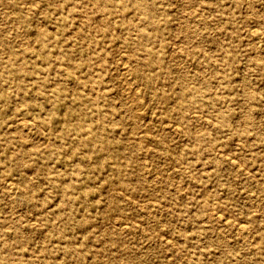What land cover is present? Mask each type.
<instances>
[{"label": "rangeland", "instance_id": "374dc122", "mask_svg": "<svg viewBox=\"0 0 264 264\" xmlns=\"http://www.w3.org/2000/svg\"><path fill=\"white\" fill-rule=\"evenodd\" d=\"M0 264H264V0H0Z\"/></svg>", "mask_w": 264, "mask_h": 264}, {"label": "bare ground", "instance_id": "6f19581e", "mask_svg": "<svg viewBox=\"0 0 264 264\" xmlns=\"http://www.w3.org/2000/svg\"><path fill=\"white\" fill-rule=\"evenodd\" d=\"M249 1H251V0H249ZM30 3V2H29ZM28 4V3H27ZM30 6H31V4H29ZM250 5H251V2H250ZM27 6V5H26ZM244 6H245V4H244ZM76 7V6H75ZM255 8V7H254ZM254 8H252V9H254ZM25 9H26V7H25ZM204 9V8H203ZM96 10H97V8H96ZM255 10V9H254ZM98 11H100V10H98ZM255 12H256V10H255ZM199 13V12H198ZM87 14H90L89 12H87ZM201 14V13H200ZM101 16V15H100ZM256 16V15H255ZM89 17V16H88ZM98 19V18H97ZM102 19V18H101ZM100 20V19H99ZM95 20H93V22H94ZM95 23V22H94ZM42 24V23H41ZM93 24V23H92ZM37 25H39V24H37ZM246 25V24H245ZM89 26H91V21H90V25ZM255 26V25H254ZM39 27V26H38ZM245 27V26H244ZM247 28H248V25H247ZM251 28V27H250ZM72 29V28H71ZM256 29H257V27H256ZM73 30V29H72ZM71 30V31H72ZM248 30H250L251 32H254V31H256L255 29H248ZM249 31V32H250ZM71 33V32H70ZM25 39L27 40V38L25 37ZM30 39V38H29ZM31 39H33V38H31ZM29 43H32L31 41L29 42ZM175 43H177L176 41H175ZM173 44V43H172ZM29 45V44H28ZM178 45V44H177ZM172 46V45H171ZM256 47V46H255ZM178 48V47H177ZM180 48V47H179ZM128 51V50H127ZM172 51V50H171ZM170 51V52H171ZM176 51V50H175ZM125 52V51H124ZM203 52V51H202ZM182 54H184V53H182ZM183 56V55H182ZM184 56H185V54H184ZM117 57V56H116ZM115 59V61L114 62H117L118 63V65H119V67H120V78H121V80H122V82L123 83H125V85H127L126 87H125V89H126V95L128 94V96L130 97V101H131V104L130 105H132L133 107L131 108L132 110V113H133V111H136V110H138V109H140V105H141V100H140V98H139V92H138V88H137V86H136V83H134V81H133V79H132V76H131V73H132V67H131V58H130V56L128 55V54H125V53H119L118 54V57H117V60H116V58H114ZM135 74H136V76H138L139 78H140V80H142V84H144V86L146 87V88H150L151 87V82H150V79L141 71V69H140V66H136L135 67ZM119 76V75H118ZM182 80H180V82H181ZM133 84V85H132ZM132 85V86H131ZM135 85V86H134ZM123 87V88H124ZM186 87V86H185ZM185 87H182V90L185 92ZM128 89V90H127ZM198 91V90H197ZM189 93H191L190 95H192V93H193V91L192 90H190L189 91ZM188 94V93H187ZM127 98V97H126ZM129 100V99H128ZM128 100H126L125 99V101H128ZM130 101L128 102V103H130ZM128 106H129V104H128ZM130 111V112H131ZM184 112V111H183ZM196 112V111H195ZM196 113H199L198 111L196 112ZM183 114L184 113H180V116L181 117H183ZM194 114V113H193ZM195 115H197V114H195ZM132 116V115H131ZM133 117V116H132ZM203 117H207V116H203ZM22 119H25V118H22L21 117V121H22ZM17 120H19V119H17ZM26 121L28 120V119H25ZM29 121V120H28ZM27 121V122H28ZM143 121V120H142ZM145 121V120H144ZM167 121V120H166ZM200 121V120H199ZM16 122V121H15ZM14 122V123H15ZM17 123V122H16ZM163 123H165V122H163ZM167 123V122H166ZM171 123H173L172 121H171ZM30 124V123H29ZM134 124H135V122H134ZM177 125V123H174V125ZM162 125V124H161ZM21 126H24V124L22 123L21 124ZM27 126V125H26ZM167 126V125H166ZM178 126H180V125H178ZM197 126V125H196ZM20 127V126H19ZM18 127V128H19ZM166 128V127H165ZM176 128H178V127H176ZM16 129V128H15ZM26 129V128H25ZM175 129V128H174ZM29 130V129H28ZM140 131H142V130H140ZM174 131V130H173ZM22 132V131H21ZM147 132H149V131H147ZM46 133V132H45ZM144 133H146V132H144ZM151 133V132H150ZM20 134V133H19ZM137 134H138V132H137ZM143 134V133H142ZM142 134H140L139 135V137L142 135ZM43 135H45V134H43ZM46 135H47V133H46ZM155 136V135H154ZM17 137V136H16ZM40 138H41V135L39 136ZM138 138V137H137ZM139 139V138H138ZM40 140H42V139H40ZM39 139L37 140V141H40ZM44 140V139H43ZM238 140V139H237ZM138 141V140H137ZM43 143V142H42ZM44 143H45V141H44ZM36 144V143H35ZM35 144H34V146H35ZM31 145V144H30ZM37 146V145H36ZM139 146V145H138ZM18 147H19V145H18ZM140 148V147H139ZM142 148V147H141ZM149 149V148H148ZM155 150V149H154ZM216 150V149H215ZM156 151V150H155ZM220 152V151H219ZM218 152V153H219ZM152 153V152H151ZM221 154V153H220ZM222 155V154H221ZM227 156H232V155H228V153L226 154ZM226 157V156H225ZM233 157V156H232ZM222 160V159H221ZM228 160L229 161H231L232 163H234V166L236 167V169L238 170V171H242L241 173H244V168L243 167H240L241 165H239L238 163H235V159L234 158H231V157H228ZM145 164V163H144ZM148 164V163H147ZM147 176V175H146ZM150 176V175H149ZM30 177V176H29ZM6 180V179H5ZM147 180V179H146ZM12 181V180H11ZM179 182V181H178ZM177 182V183H178ZM10 184V185H9ZM182 184V183H181ZM5 186H7V187H9V186H11V183H9V181L8 182H6V184H5ZM180 187H183V186H180ZM112 190V189H111ZM117 191V190H116ZM176 191V190H175ZM109 198V197H108ZM261 203V202H260ZM254 206V205H253ZM147 208V207H146ZM207 211H208V209H207ZM209 216H212L215 220H217L218 222H220V223H222V224H227V225H230V224H234V226L239 230V233L240 234H244L245 235V233L247 232V225L246 224H243V223H241L240 221H238V222H236L235 220V222L236 223H234L227 215H225V214H223L222 212H220V210H218V209H216V208H211V209H209ZM116 216V215H115ZM207 216V215H206ZM149 217V216H148ZM231 217V216H230ZM33 220H34V217H33ZM32 222V221H31ZM31 222H29V223H31ZM35 222V221H34ZM123 222V221H122ZM132 224H133V222H132ZM130 225V224H129ZM119 226H120V224H119ZM121 226H123V223L121 224ZM127 226H128V224H127ZM125 227H126V225H125ZM144 229V228H143ZM166 238V237H165ZM169 238V237H168ZM172 241V240H171ZM184 254V253H183Z\"/></svg>", "mask_w": 264, "mask_h": 264}]
</instances>
